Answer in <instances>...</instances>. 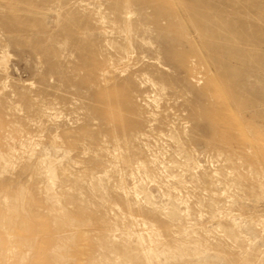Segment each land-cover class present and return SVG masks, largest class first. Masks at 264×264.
<instances>
[{"label": "rangeland", "instance_id": "obj_1", "mask_svg": "<svg viewBox=\"0 0 264 264\" xmlns=\"http://www.w3.org/2000/svg\"><path fill=\"white\" fill-rule=\"evenodd\" d=\"M0 264H264V0H0Z\"/></svg>", "mask_w": 264, "mask_h": 264}]
</instances>
